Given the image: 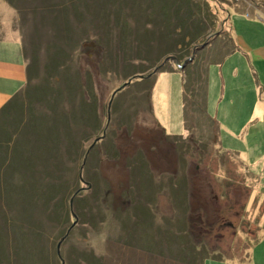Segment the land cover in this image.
Masks as SVG:
<instances>
[{
  "label": "rangeland",
  "instance_id": "374dc122",
  "mask_svg": "<svg viewBox=\"0 0 264 264\" xmlns=\"http://www.w3.org/2000/svg\"><path fill=\"white\" fill-rule=\"evenodd\" d=\"M12 1L21 12L0 0V22L18 13L15 59L27 56L22 84L0 82L11 92L0 106V264H29L39 247L25 241L52 257L58 239L66 264H264V119L221 143L233 111L215 109L227 90L264 94V77L235 70L228 42L254 38L264 0ZM31 155L61 182L62 207L80 193L63 239L73 216L58 222L51 200L20 194Z\"/></svg>",
  "mask_w": 264,
  "mask_h": 264
},
{
  "label": "crops",
  "instance_id": "0c3cea01",
  "mask_svg": "<svg viewBox=\"0 0 264 264\" xmlns=\"http://www.w3.org/2000/svg\"><path fill=\"white\" fill-rule=\"evenodd\" d=\"M256 8L257 14L261 15L262 13H264V9H262L260 5H256ZM17 14L12 15L10 20L11 24H3L0 22V82L4 85L12 83L15 84V82L18 84H22L26 77V60L24 56L25 54L22 52L23 56L21 55V59H15L16 56L20 53L21 46V32H19L16 27H13V21L16 19ZM261 17L264 20V16ZM260 24L261 25H259L258 29L255 28L253 30H249L250 32L255 33L254 38L246 39L242 35L236 36L235 34H237V31H234L233 29L235 33L232 34V37L228 40V42L231 43V47L233 49V59L237 58V63L233 62L232 60L235 70L237 69L239 73L243 74L253 73L255 74V79H258L262 82V77H264V39H260L263 36L261 34L263 33V31L259 28H261L264 23L261 22ZM210 35L211 33H209L208 36ZM215 37H217V35ZM217 47L220 49L223 47V44L220 45V47ZM206 84H208L207 77ZM227 91L228 92L224 97L226 98L225 103L224 101L221 103L217 102L215 107V109H219L220 107L221 111L225 113V110H222L224 104V107L226 106V108H230L233 111V113L230 115L231 117L227 118L226 120H219L220 128L218 130V133L219 137L221 138V143H223V140L225 138L235 137L234 128L241 127L242 125L251 120L263 122L264 119V94L262 90L259 96H256L252 93L249 94V92H246L247 90H236L232 92L229 90ZM205 96L206 97L203 104L205 105V107L208 108V105L210 104V96H208L207 91L205 92ZM9 97H11V92L4 93V91H1L0 89V106L5 101H7ZM220 105H222V107ZM207 115H209V117H211L212 119H215L212 115L208 113ZM165 134L172 133H168L167 131L165 132ZM178 187V191L181 192V186L179 185ZM175 190L176 188L174 187L171 191ZM194 249L197 248L194 247ZM206 259L207 257L203 258L202 264H209L206 262ZM209 259L211 260V262L219 260L217 255H211ZM234 262L235 258L228 260V263L230 264H233ZM170 264H181V262L179 260H175ZM182 264H201V261L189 260L182 262Z\"/></svg>",
  "mask_w": 264,
  "mask_h": 264
},
{
  "label": "trees",
  "instance_id": "16d2710c",
  "mask_svg": "<svg viewBox=\"0 0 264 264\" xmlns=\"http://www.w3.org/2000/svg\"><path fill=\"white\" fill-rule=\"evenodd\" d=\"M6 1H8L9 2V5L11 6V7H13L15 10H17V11H19V6L17 5V4H15L12 0H6ZM19 12H21V11H19ZM19 29V28H18ZM20 29H21V27H20ZM21 31H22V29H21ZM214 34H212L211 33V35L210 36H208L207 37V41H208V39L210 40V38L213 36ZM23 53L27 56V53H26V50H25V47H24V49H23ZM24 55V56H25ZM26 59V58H25ZM179 64V63H178ZM157 67L159 68V69H164V68H167V67H165L164 65H162V64H159V65H157ZM151 73L149 72V73H147L146 75L148 76V75H150ZM133 76H139L138 74H133ZM143 76V75H142ZM144 76H145V74H144ZM129 81V79L128 80H126V81H124V83L123 84H121L120 85V87L118 86L115 90L117 91V89H120L125 83H127ZM44 94H46V93H44ZM53 98V97H52ZM53 100H54V98H53ZM29 108L32 110V107H30L29 106ZM33 111V110H32ZM43 116V115H42ZM41 116V117H42ZM47 118H49L50 119V117H49V115L47 116ZM41 120V119H40ZM39 120V121H40ZM40 122H42V121H40ZM167 136H169V135H179V136H181V134H166ZM25 156H22V158H24ZM30 157H32V158H29L27 161H26V164H25V169H22L21 170V172L19 173V174H17V176H18V178L20 177L19 175H21V174H23V183H24V185H25V189H23V190H21L20 188H14V190H16L15 192H14V194H13V196L18 192V191H20V194H22L24 197H26V198H30V199H33L32 201H38V202H41V200H44L45 202L47 201V203H48V201H52V205H53V207H56V209H58L57 210V219H59L58 220V222L59 221H61V220H63V215H72L73 216V219H71L70 220V223H69V225H68V227H67V230L65 231V233L64 234H61L60 236H62L61 238L63 239L64 238V236L68 233V231L70 230V228L72 227L71 226V224H72V222L73 221H75V213H74V209H73V205H72V200L73 199H71V198H74L76 195H80V193L78 192L76 195H74V193H73V195H71L70 196V199H71V203L69 202V205H68V208L67 207H65L64 205H63V207H62V201H61V193L62 192H60V190H59V188H58V184L59 183H61V182H57V178L58 177H56V176H54V175H52V174H50V171L49 170H47V169H49V168H47V167H45V164L42 166V159H41V157H38V156H30ZM47 166V165H46ZM82 167V166H81ZM135 167V166H134ZM133 167V171L135 170V168ZM136 171H137V169H136ZM42 177L43 179H42V181H43V184H44V188H43V185H41L39 182H37L36 180L38 179V177ZM73 178H72V182H71V185L74 183V181H76L77 180V178L79 177V180H82V177L83 176H81V174H80V172L78 173V176H77V171L75 172V173H73ZM15 178V177H14ZM13 183H15V185H18V183L16 182V181H13ZM22 182L20 183V184H23ZM90 184V183H89ZM88 184V185H89ZM19 186V185H18ZM26 187L28 188V190L26 189ZM82 188V186H76V188H74V189H72L73 191L72 192H75V191H78V190H80ZM63 194V193H62ZM58 196L60 199H56L55 198V196ZM44 196H45V198H44ZM41 198H44V199H41ZM56 199V200H55ZM50 205V204H49ZM48 205V206H49ZM15 224L16 225H18V226H20L21 227V223L20 224H18V223H16L15 222ZM22 229H23V227H21ZM24 230V229H23ZM58 241H60V239H58ZM58 241H56V244H57V242ZM61 243V242H60ZM28 247V248H31V250H33V249H36L37 247H39V249L37 250L38 251V255H35V253L33 254V255H31L30 256V258H29V261H30V263L29 264H48V262H49V259L51 260V261H54L55 259L57 260H59V261H61V259H63V261H64V258L61 256V250H60V245L58 246V248H59V252H57V250H56V247L57 246H55V248H54V255L51 257V256H49L48 255V257H47V255L44 253V251L42 250V247L38 244V245H36V246H34V245H31V243H29V242H27V241H25L24 243H23V247ZM14 249H15V251L17 250L18 251V245H16L15 247H14ZM180 249V248H179ZM196 250V249H195ZM18 253V252H17ZM188 253H190V254H192L193 253V251H192V249H191V252H188ZM194 254V253H193ZM85 252L84 253H82V256H84L85 257ZM54 257V258H53ZM49 258V259H48ZM57 260V261H58ZM55 262V261H54ZM62 262V261H61ZM61 262H60V264H61ZM63 264H66L65 262L63 263Z\"/></svg>",
  "mask_w": 264,
  "mask_h": 264
},
{
  "label": "water",
  "instance_id": "95a60500",
  "mask_svg": "<svg viewBox=\"0 0 264 264\" xmlns=\"http://www.w3.org/2000/svg\"><path fill=\"white\" fill-rule=\"evenodd\" d=\"M206 41H207V39H206ZM113 93V92H112ZM71 199H73V198H71ZM71 199H69V202L71 203ZM56 250H57V252H59L60 250H59V248H58V246H59V241L57 242V244H56ZM61 264H63L65 261H63V259H61Z\"/></svg>",
  "mask_w": 264,
  "mask_h": 264
}]
</instances>
